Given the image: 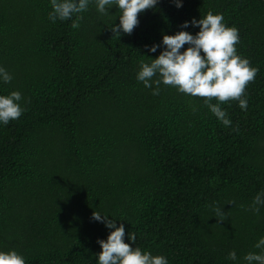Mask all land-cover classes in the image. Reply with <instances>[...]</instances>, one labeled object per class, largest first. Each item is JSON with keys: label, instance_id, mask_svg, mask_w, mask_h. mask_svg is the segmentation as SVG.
<instances>
[{"label": "trees", "instance_id": "trees-1", "mask_svg": "<svg viewBox=\"0 0 264 264\" xmlns=\"http://www.w3.org/2000/svg\"><path fill=\"white\" fill-rule=\"evenodd\" d=\"M209 9L239 29L238 53L259 68L246 110L222 103L231 126L203 97L169 85L153 95L136 79L139 61L161 50L145 45ZM50 10V0H0V65L12 74L0 93L20 90L25 108L0 124V249L27 264H97L110 231L92 217L101 211L124 224L125 242L135 232L169 264H234L230 250H254L264 235V208L247 207L264 188V0H158L120 35L109 28L115 7L104 16L90 3L77 28Z\"/></svg>", "mask_w": 264, "mask_h": 264}, {"label": "clouds", "instance_id": "clouds-1", "mask_svg": "<svg viewBox=\"0 0 264 264\" xmlns=\"http://www.w3.org/2000/svg\"><path fill=\"white\" fill-rule=\"evenodd\" d=\"M90 3H94L97 12L104 16H111L109 10L113 7L119 11V23L112 22L109 28L115 35H120L121 32L131 33L139 23L138 14L154 8L158 0H50L48 18L55 22L75 16L72 27L77 28ZM174 3L179 8L183 0H174ZM190 25L198 26V31L193 34L186 30ZM180 27L181 30L174 34H163L159 44L145 45L149 52H156L157 48L161 50L155 58L147 56L149 60L139 61L136 79L151 89L153 95L160 93L161 85H169L191 97H203L202 105L218 121L225 126L233 125L222 103L234 99L242 110H246V85L255 79L259 71L248 57L237 51L239 29L235 25H228L222 12L211 9L199 19L193 17L183 21ZM185 44L187 47H183ZM11 80L12 74L0 65V82L8 83ZM21 100L20 90L0 93V124L6 125L21 116L25 111ZM198 110V106L193 104L192 111ZM232 130L238 129L233 126ZM209 207L223 216L218 202L213 201ZM247 207L254 213L264 208V188L255 193ZM92 217L110 230L106 239H97L101 249L94 254L97 264H169L166 255L153 254L137 245L135 232L129 231L128 242H125V226L123 223L117 226V219L101 211H93ZM252 248L254 250L239 257L235 249L230 250L227 258L234 264H264V235L256 239ZM0 264H27V261L24 254L15 248L0 249Z\"/></svg>", "mask_w": 264, "mask_h": 264}]
</instances>
